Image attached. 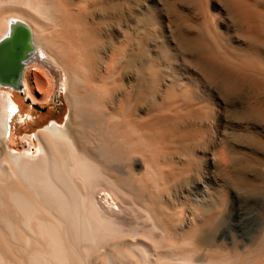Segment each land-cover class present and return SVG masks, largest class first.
<instances>
[{
	"label": "bare ground",
	"instance_id": "bare-ground-1",
	"mask_svg": "<svg viewBox=\"0 0 264 264\" xmlns=\"http://www.w3.org/2000/svg\"><path fill=\"white\" fill-rule=\"evenodd\" d=\"M123 1L0 0V40L14 23L30 30L33 50L23 69L22 93L33 102L45 103L51 98L50 87L64 89L69 109L64 125L50 121L32 135L25 134L21 138L24 152L11 153L8 143L15 142L10 127L14 115L24 122L32 112L22 116L12 88L0 85L6 89H0V264L236 262L233 257L213 256L209 249L233 229V223L224 225L229 217L222 206L206 204L202 195L195 196L191 205L189 198L176 203L172 186L160 184L157 178L170 172L157 170L172 163L164 150L166 143L152 130L139 128L142 116L136 104L126 105V117L135 113L136 124L122 116L124 120L119 121L120 111L115 108L121 110L123 102L134 98L143 101L147 115L188 111L196 138L185 142L189 146L185 159L194 158L198 140L207 134L203 121L211 118L209 104L202 99L210 98L208 89H197V84L247 85L264 95V56L259 51L264 46V0H157L145 16L137 14L141 18L132 32L128 28L120 32V26L114 35L109 28L108 34L103 33L105 41L97 44L98 40L90 39L89 44L81 31L85 22L78 24L75 15L88 16L97 9L90 13V7L99 3L102 14L96 18L97 27H107L123 21ZM79 26L84 35L77 34ZM179 54L183 59L177 63ZM46 65L54 71H50L53 82L44 92V81L32 77L30 82L28 70L39 71ZM117 69L132 79L129 84H114L111 90L118 97L104 86L106 77ZM41 91L43 96L47 91L45 98H38ZM233 111L242 120L255 114L256 108L249 104L244 112ZM146 152L157 160H149ZM217 152L225 162L222 150ZM191 166L189 162L182 169L183 178L196 168ZM225 175L235 184L246 182L241 169ZM196 182L202 181L197 178ZM254 215L250 230L260 229V240H264L263 218L260 221ZM263 260L252 262L264 264Z\"/></svg>",
	"mask_w": 264,
	"mask_h": 264
},
{
	"label": "rangeland",
	"instance_id": "rangeland-1",
	"mask_svg": "<svg viewBox=\"0 0 264 264\" xmlns=\"http://www.w3.org/2000/svg\"><path fill=\"white\" fill-rule=\"evenodd\" d=\"M124 1H123L124 5L122 8V10H124L122 12L123 13L122 17L124 16V18L122 19L123 21H121L120 23L113 22L111 23L110 26H107L108 28L105 25H102V28L105 26V29L100 28L101 26L99 25L97 27V24H98L97 19L100 18V13H101L100 8H99L100 7L99 3H97L99 4V6L96 4L94 5L95 7L94 6L90 7V13L91 11L93 12L97 8L94 13L89 14L90 16L89 15L82 16L84 15L83 13L82 15L76 14L75 16L78 19L75 17V20H77V22L79 20L80 22L78 24H81L82 22L83 23L85 22L86 24V25L81 24L84 28V30L82 28L81 31H84L86 34L84 35V33L80 31L81 29L80 26L77 27V29L80 28L79 30H77L78 31L77 34L79 35V33L81 32L80 33L81 35H84V37L86 36V41L87 39H89L88 40L89 44L91 41L90 39H92L94 43H95V39L96 41L98 40L99 42L97 41L98 42L97 44H99L102 42L101 41L102 39H104L105 41L106 36L104 37V34L115 32L114 35H118L116 31L118 30L117 28H120V26H123L121 27L120 32H122V30L123 31L130 30L129 32H132L133 27H136L138 25V21H137L138 17L140 16L143 17V15L145 16L146 10L151 5H155L157 3V0L155 1L154 0H127L125 2ZM129 11H131L130 12L131 14H129ZM137 14L138 15L141 14V15L137 16ZM78 15L80 16V19ZM88 17H91L90 20ZM124 19L126 20V22ZM164 21L167 23L168 22L167 18H164ZM90 22H93V23L91 24ZM117 23L120 25H118ZM114 24L116 27L113 26ZM89 25L91 26V28ZM84 26L85 27L89 26L87 28H90V29L86 28L87 29L86 30ZM109 28L111 29V31ZM124 28L126 29L128 28V29L126 30ZM50 30H51V27H49L48 31ZM89 30L92 31L93 34L90 33ZM98 30L99 32L102 31L101 34L103 36L98 32ZM94 31H96L95 32L96 38L95 37L92 38V35H94ZM72 32H74V37H76L77 34L75 33V31H72ZM81 39H84V38L80 37L79 40ZM261 47L264 48V46H261ZM261 47H259V51L261 55L264 56V49H261ZM181 59H183V56L179 54L176 58V62L179 63L180 62L179 60ZM47 66L48 65H46L45 67L40 66L41 68L38 69L39 71H37L36 69L31 70V68L30 70H28V73H29L28 79L30 82L34 81L33 80L34 77H36L37 80H39L41 83L44 81L42 83L43 85L42 91L44 92L45 90L49 88L51 82H53L50 71L53 72L54 69L53 68L50 69L51 66L50 67L49 66L47 67ZM120 72L122 71L120 69H117V71H115V74L113 76L109 75V77H106V79L104 80L105 82L104 86L108 87L107 89L105 87L106 90L110 89L109 91H112L111 90L112 87L114 90L115 89L114 84L118 86L124 83L129 84V82L132 81L130 77L125 76L123 72L120 74ZM98 77L99 76L96 77L97 80L99 79ZM118 82L121 84H119ZM202 84L203 85L197 84L198 86L197 85L196 86L198 88L197 87L196 88L200 90L208 89L207 91L210 94V98L206 97L202 99H204L209 104V107L211 109V110L209 109V113H211L210 115L211 118H209L207 122L203 121V123L206 124V125L204 124L203 125L206 128L205 132H207V134L205 133V136H203L204 138L198 140V144L200 146L202 145L204 146L202 147L198 146L194 148L196 156L191 159H185V155L187 154V151L189 149V146L187 143H189L191 139L196 138L195 137L196 133L194 131L195 127L191 126L192 123L190 122L191 121L190 113H189V116L188 114H186L188 111L183 110V112H186L184 113L185 115L184 114L181 115L182 111H180L181 113H179L178 111L177 115L176 114L173 115L170 112L169 113L167 112V115H166V112L165 114H162L163 111L159 113H157V111H154L153 113L149 112V114L147 115L145 114L146 109L144 108V104L140 103V102L143 103V101L141 100L140 102H135V99L131 98L129 100V103L123 102L122 105L124 109L122 108V105H121V110H120V107L115 108L116 109L115 112L120 111L119 114L117 113V115L119 116L118 120L120 121L123 119L121 118V116L124 118L126 117L127 106L131 104L133 105L136 104V106L140 108L141 110L140 115L142 116V119H140L142 121L139 123L140 127L139 125L138 127L142 130L144 129V131L152 130L153 133L159 136L160 140L164 142L162 144L166 143L165 145L167 147L170 146L171 149L167 148L164 145V150L165 152L168 153V154L166 153L167 155L166 154L165 155L171 158L172 163H169L168 165L169 167L167 166L166 168H162L161 166L160 168H157V170L164 169L167 172L168 171L170 172L165 173L164 175H159L157 178L158 179L160 178L159 179L160 184L163 183V184L168 185L169 187L172 186L173 189L171 190L173 191L174 195L176 193V197L178 199L176 203H179L178 201H180L181 203H184L185 200L189 198L190 199L189 201L190 202L192 201L190 203L191 205L194 202L193 199L195 198V196L202 195V201L205 200L206 204L208 205L220 204L222 206L223 212L228 214L227 217L229 218H226L227 220L225 219L224 225L226 226V225L233 223V229H230V235L228 237L218 239L216 241L214 240L213 243L215 246H212L211 248H209L210 252L212 251L211 253L213 254V256L233 257L234 260L236 261L235 264H241V263L245 264L247 261H248V264H253L254 262L252 261L255 259H258V260L264 259V256H263L264 240H260L261 230L258 229L259 232H257L258 230L256 232H252L249 226L250 216L254 214H255L254 216H256L260 221H262V218L264 221V112L262 111L264 108L263 107L260 108L261 105H264V95L263 94L261 95L259 91H256V89L250 86H247V85H242L237 88H233L232 86L229 87L228 85L222 86L220 83L207 85V84H204V81H202ZM43 88H45V90ZM0 89L6 90L4 88H0ZM50 89L51 87L49 88V91H51V94L50 92L48 93L51 95V98L49 99V101L45 103L33 102L30 98L26 97V95L22 93V91L19 92V91L12 90L14 100L20 103L21 105V115L25 117V115L29 111H31L32 114H31V117L26 118L24 122H21V121L16 120L18 114L15 113L16 115H14V119L12 120L10 124L11 133L13 134V139H15V142L13 144L8 143L9 145L8 149L11 153H23L24 152L23 151L24 144L22 143L21 138L25 134L32 135L38 128H41L42 126L46 125L50 121H55L59 125L65 124L66 116L69 112L67 101L65 98V90L54 88V87L51 90ZM42 91H41V94L39 93L37 94L38 98H43L45 94L47 96V91L46 93L43 92L44 96L42 95ZM113 93H115V91ZM113 93L112 95L115 98V96H117L116 94L117 92L115 93V96ZM257 103H258V107H257ZM249 104L256 108V112L255 114L251 113L250 116L249 114H247L245 119L244 118L242 120L239 119V116L235 114L234 111L232 112V110L234 109H235V112L237 113L241 111L244 112L246 107ZM118 109L119 111H117ZM258 110H259V113H258ZM260 113H262L263 115H261ZM133 114L135 113L132 112L131 115H127L126 117L127 120L129 119L131 122H133L135 119V118L133 119L134 117L132 116ZM175 115L179 118L177 119ZM130 116L132 117V119L128 118ZM174 117H176L175 119L176 121L173 120ZM143 121L144 122L146 121L145 124ZM134 123L136 124L138 122L134 121ZM145 126L147 128L149 127L150 130L149 128L147 130ZM152 126H153V129L151 128ZM243 127L244 128L247 127V129H244ZM159 128H161L162 130ZM186 141H187L186 143L187 145L185 144ZM167 142L169 144H167ZM219 150H222V154L224 158L227 157L225 158V162H221V160L219 159V155L217 152ZM27 154L29 153L27 152ZM147 154L149 155L150 153L146 152V157H149L148 158L149 160L154 161L152 159L155 157H153L152 155L147 156ZM228 158H230L231 160L227 161L226 159ZM136 159L139 161H142V159L140 158L141 159L140 160L139 157ZM155 159L157 160V158ZM189 162L192 165L191 169L192 167L194 168L195 165H196V168L192 169L188 177L184 176L183 178L181 171L184 167L187 168L186 166H188ZM165 163H167V161ZM135 168H136L135 169L136 172L141 171L139 167H135ZM171 169L173 170V172ZM239 169L244 171L246 182L238 185V184H235L229 178H227L225 173L226 171H236ZM197 178L198 180L200 179V182L201 181L202 182L197 183L196 182ZM202 184L205 186L204 188ZM210 202H213V203H210ZM171 211H175V207H173ZM212 235H214L213 238H215V233H213ZM257 242L259 245H261V243L263 245L259 246ZM184 245L186 246V244ZM185 246H184V249H185ZM187 247L190 248V245ZM256 249H259V250H256ZM209 254L208 256L212 255V254L210 255ZM245 259H248V260L245 261ZM262 262H264V260Z\"/></svg>",
	"mask_w": 264,
	"mask_h": 264
},
{
	"label": "water",
	"instance_id": "water-1",
	"mask_svg": "<svg viewBox=\"0 0 264 264\" xmlns=\"http://www.w3.org/2000/svg\"><path fill=\"white\" fill-rule=\"evenodd\" d=\"M33 46L30 30L23 23H14L6 37L0 40V85L22 91V73Z\"/></svg>",
	"mask_w": 264,
	"mask_h": 264
}]
</instances>
